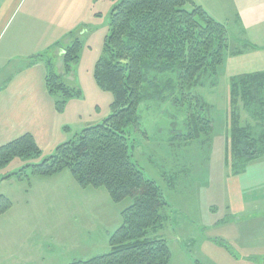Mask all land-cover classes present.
I'll use <instances>...</instances> for the list:
<instances>
[{
	"label": "rangeland",
	"instance_id": "obj_1",
	"mask_svg": "<svg viewBox=\"0 0 264 264\" xmlns=\"http://www.w3.org/2000/svg\"><path fill=\"white\" fill-rule=\"evenodd\" d=\"M49 1L55 12L63 11L62 1L9 0L11 21L0 37V47L29 10L39 7V2L45 7ZM75 1L69 0V5ZM119 1H95L93 12H101L103 17L87 18L78 29L76 35L85 36L86 27L90 32L81 36L84 47L72 70L64 71L58 50L50 53L54 72L81 97L69 100L58 116L52 147L42 149L37 158L14 159L0 170V197L11 202V209L0 215V264H70L107 253L109 237L121 224V212L133 203V197L111 202L104 188H81L67 170L52 178L2 181L25 166L41 163L57 146L109 116L113 98L97 87L93 68L103 55L109 13ZM193 2L206 4L226 26L231 49H242L236 42L243 26L236 22L235 2ZM184 9L191 10V6ZM29 18L31 26L43 29L42 22ZM66 44L67 39H60L59 46ZM18 66L17 61L0 66V88ZM212 82L194 89L191 97L185 91L167 95L160 103L143 102L138 107L139 126L131 135L132 160L161 188L168 204L169 221L156 236L167 242L170 264H264V157L248 164L243 172L228 166V80L221 71L214 87ZM204 102L210 105L212 129L189 140V114L197 111V103ZM240 118L243 126L252 123L242 110Z\"/></svg>",
	"mask_w": 264,
	"mask_h": 264
},
{
	"label": "trees",
	"instance_id": "obj_2",
	"mask_svg": "<svg viewBox=\"0 0 264 264\" xmlns=\"http://www.w3.org/2000/svg\"><path fill=\"white\" fill-rule=\"evenodd\" d=\"M186 5L191 10L184 9ZM239 44L242 49H255L246 41ZM82 48L75 38L61 50L65 72L79 61ZM242 49L231 52L226 26L193 0H120L111 10L103 55L93 68L97 87L112 95L109 116L57 146L41 163L2 179L52 178L67 170L79 187L104 188L115 204L133 197L132 205L120 214L121 224L109 237L108 252L70 264H170L168 244L156 236L169 221L168 204L161 188L132 160L131 135L139 126L138 107L185 91L191 97L194 89L205 87L210 80L214 87L226 59L242 54ZM34 58L43 63L46 92L55 111L62 113L69 100L81 97L80 92L61 81L47 54ZM228 90L226 162L239 173L264 157V73L232 77ZM196 105L197 111L188 117L189 140L212 129L210 105ZM241 110L252 123H240ZM40 156L32 135L23 134L0 146V170L14 159ZM10 209L11 202L0 197V215Z\"/></svg>",
	"mask_w": 264,
	"mask_h": 264
},
{
	"label": "crops",
	"instance_id": "obj_3",
	"mask_svg": "<svg viewBox=\"0 0 264 264\" xmlns=\"http://www.w3.org/2000/svg\"><path fill=\"white\" fill-rule=\"evenodd\" d=\"M95 1L77 0L70 6L69 0H57V4L61 2L63 5L61 12L54 11L51 1L45 7L39 2V7L29 10L26 13L28 17L7 33L0 47V66L3 65L5 68L10 66L12 61H17L19 69L0 88V146L27 133L32 135L40 151L46 147H52L53 127L58 116H61L63 112L55 111L54 101L47 94L44 86V65L34 57L47 54L48 58H51L50 53L55 50H58L61 55V50L75 38L83 44V39L89 34L90 28H85V36L83 33L76 35L78 29L84 26L87 18L103 17V13L93 12ZM230 1L236 4L238 11L236 22L243 26V31L239 32L236 42L246 41L255 49L243 48L242 54L230 55L226 59L222 73L228 81L232 77L243 74L264 73V0H259L256 4L252 0ZM199 6L217 21L206 4H199ZM11 9L9 0H0V37L11 21L9 15ZM29 17L42 22L43 29L38 30L35 25L31 26ZM81 36L84 38L81 39ZM60 39H67L64 48L59 46ZM237 50L238 48H233L231 52ZM227 94L229 95L228 83ZM63 128L61 127L60 130ZM228 128L229 118H227V131ZM228 141L227 136V145Z\"/></svg>",
	"mask_w": 264,
	"mask_h": 264
}]
</instances>
